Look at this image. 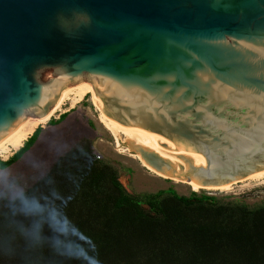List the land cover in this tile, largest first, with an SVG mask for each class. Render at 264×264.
Masks as SVG:
<instances>
[{
    "label": "water",
    "instance_id": "95a60500",
    "mask_svg": "<svg viewBox=\"0 0 264 264\" xmlns=\"http://www.w3.org/2000/svg\"><path fill=\"white\" fill-rule=\"evenodd\" d=\"M81 85L168 177L264 170V0H0V142Z\"/></svg>",
    "mask_w": 264,
    "mask_h": 264
},
{
    "label": "rangeland",
    "instance_id": "374dc122",
    "mask_svg": "<svg viewBox=\"0 0 264 264\" xmlns=\"http://www.w3.org/2000/svg\"><path fill=\"white\" fill-rule=\"evenodd\" d=\"M65 113L68 118L63 125L59 127L51 125ZM98 115L89 94L73 109H69V102L66 101L62 112L40 126L42 130L48 126L49 129L40 133L31 150L9 168L0 170V179L8 188L19 186L25 193L42 178H47V183L41 185L40 193H43L44 187L46 190L44 201L40 203L51 211V204L54 202L55 212L66 222L61 225L65 233L53 230L47 221L42 222L40 233L45 242L40 246H32L22 233L24 229L32 227L37 220L30 224L29 216L21 214L14 202L0 200V264H12L18 259L15 262L17 264L22 257L38 263L41 256L31 259L36 251L30 254L32 250L27 248L38 250L49 247L56 250L53 242L57 240L61 242V248L72 247L73 243L78 244L80 238L84 237L86 240L90 233L102 232L104 234L102 244L111 248L108 251L112 254L105 260L109 264H133L124 258L125 254L132 257L135 264H151L149 258H146L147 250L149 256L155 252L156 264L161 262L187 264L181 258L183 256L180 257L176 252L172 257L168 255L170 248L168 240L165 241L164 238L169 234L176 235L175 238L182 241L176 244V249L195 247L208 252L207 261H193L191 264H223L224 260L220 256L228 253V244L198 242L192 238L213 229L210 222L213 218V209L203 206L186 207L173 199L168 192L172 191L178 197L189 199L213 198L218 204L230 205L231 208H228L231 212L221 214V218L227 223L232 220L231 214L237 213V207L246 206L253 209L264 206V180L246 181L248 179L246 178L235 182L232 188L225 191L206 189L193 191L185 181L157 177L134 157H137V153L129 148L131 145L122 142L121 147L128 148L129 152H119L121 148H118L119 150L116 148L118 145L100 124ZM54 165L56 167L52 169ZM114 182L128 195L144 196L163 192V207L169 218L167 225L156 227L150 223L134 224L131 217L133 212L118 210L111 205L109 208L107 201L109 199L113 201L117 196ZM94 203L96 207L93 206ZM102 206L104 208L100 211ZM144 209L148 208L144 206ZM95 218L100 219L97 222ZM102 218L108 223L102 224ZM150 234L158 236L156 239L155 237L150 239L148 237ZM49 242L50 244L46 245ZM93 246L96 247V244ZM23 253L28 255L23 256ZM216 253L218 258H210ZM150 258L152 259L153 255ZM44 259L51 258L48 256Z\"/></svg>",
    "mask_w": 264,
    "mask_h": 264
},
{
    "label": "trees",
    "instance_id": "16d2710c",
    "mask_svg": "<svg viewBox=\"0 0 264 264\" xmlns=\"http://www.w3.org/2000/svg\"><path fill=\"white\" fill-rule=\"evenodd\" d=\"M66 116L67 113L60 115L59 119L53 121L51 125H57L61 123L66 118ZM41 132L42 129L40 127L37 128L35 132L23 143L22 147L18 149V151H16L6 161H0V170H5L18 162L23 157V155L27 153L35 144ZM55 165L52 167V169L56 167ZM46 179L47 178H42V180L36 183L25 193L26 196L29 198H34L39 202H43L46 188H43V193H40V190L41 185L43 184L44 186V184L47 183ZM114 188L117 191V196L115 197V200L110 201L109 199V201H107L109 202L107 205L109 206V208L111 205V207H114L118 210H129L133 212L134 214L131 217L133 218L134 224L150 223L155 225L156 227L167 225V221L169 220V218L163 207V192H159L154 195L134 196L124 193L122 188L116 182H114ZM168 193L173 199L177 200L186 207L203 206L207 209H209V207L213 209V218L210 219L213 229L203 234H198L195 236V238H192L198 242L213 241L215 244L217 242L228 244V253L221 254L220 256V258L224 260L223 264H264V206L256 207L253 209L246 206L237 207V213L235 215L231 214L232 220L226 223L221 218V214L223 212H231L228 208H231L230 205L218 204L213 198L208 197H203L200 199H189L185 197H178L172 191ZM93 206L96 207V203H94ZM144 206H146L148 209L145 210ZM55 208L56 205L54 202H52L51 211H55ZM103 208L104 206L100 207V211ZM37 219L38 218L34 216L28 217L30 224H33V222H35V220ZM99 219L100 218H95V221L98 222ZM105 222L108 223L105 218H102V224ZM65 236L68 237V234H66ZM156 236L158 235H148L150 239L153 237H155L156 239ZM163 237H165V235ZM175 237L176 235L169 234L164 238L165 241L168 240L167 243L169 244L170 248V252L168 253V255L170 257H172L176 252L178 255H180V257L183 256L181 258L184 259L187 264H191L193 261L197 262L199 260H208V252L202 251L200 248L183 247L182 249H176V244L181 243L182 241L180 240V238ZM70 238L72 239V236ZM83 238H80V241L82 243L78 240V244L73 243L72 247H62L59 251L57 249H49V247H44L38 250H34L35 248L32 247L27 248L29 250H32L30 254H32L33 251H36V253L32 255L31 259L39 256H41V259L38 263H35L31 262L30 259L22 257L17 264H47L46 262H48L49 264H109L108 261L105 260L112 253L108 251L111 250V248H108L102 244V240H104L103 232L97 234L90 233L86 237V240H84ZM49 244L50 242L46 245ZM95 244L96 247L93 246ZM199 253L202 257H200ZM145 254L146 258H149L150 262H152L151 264H156V261L154 259L156 257V255H154L155 252H153L152 254V259L150 258V256L152 255H148V250L145 251ZM26 255H28V253H23V256ZM48 256L51 258L50 260L44 259ZM123 256L126 260L128 259L133 264H135L133 258L128 254H125ZM210 258L216 259L218 258V254H214L213 257L210 256ZM16 261L12 262V264H15ZM160 264H162V262Z\"/></svg>",
    "mask_w": 264,
    "mask_h": 264
},
{
    "label": "bare ground",
    "instance_id": "6f19581e",
    "mask_svg": "<svg viewBox=\"0 0 264 264\" xmlns=\"http://www.w3.org/2000/svg\"><path fill=\"white\" fill-rule=\"evenodd\" d=\"M87 94L90 95L91 101L98 111V114H99L98 120L100 124L112 136L115 143L118 145L116 146V148L117 149L121 148V150L118 149L119 152L121 153L129 152L128 148L121 147L122 142L127 143V145L128 144L131 145L129 148H131L132 150H135L136 148L129 141V139L127 138L123 130L120 128V126L114 120L110 119L104 114L103 107L100 104V101H99V98L96 92L93 91L91 88H89L87 85H81V86H75V87L64 90L56 106L51 110V112L45 118L43 119L35 118V119L24 122L22 125L16 128L10 135H8L4 140H2L0 142V160L6 161L11 155H13L14 152L18 151V149L22 147L24 141L30 135H32L38 127L44 125L50 118L55 116L57 113L62 112L63 106L66 101L69 102V109H73L75 108L77 104L83 101V99L85 98ZM134 157L140 162V164L144 168H146L149 172L156 175L157 177L164 178V179L171 178V177L164 175L163 173L159 171H156L154 168L148 165L139 154H137V157L136 156ZM247 178L248 179L246 181L264 180V170L257 172L255 174H252L248 176ZM185 184L190 186L192 188L191 190L193 191H198L199 189L225 191V190H229L234 185V183H230V184H227L221 187H216V188L215 187L214 188H204L198 184H194L190 182H187Z\"/></svg>",
    "mask_w": 264,
    "mask_h": 264
},
{
    "label": "clouds",
    "instance_id": "9594fccd",
    "mask_svg": "<svg viewBox=\"0 0 264 264\" xmlns=\"http://www.w3.org/2000/svg\"><path fill=\"white\" fill-rule=\"evenodd\" d=\"M75 15L81 19L87 18V14L84 12H79ZM4 199H7L10 203L14 202L17 205V210L21 214L38 218L37 222L32 227L23 230L22 235L29 245L40 246L45 242L44 237L40 233V224L44 221H47L53 230L65 233L61 225L66 224V222L59 218L55 211H50L38 200L27 197L22 187L16 186L8 188L7 185L3 183V180L0 179V200ZM69 231L71 230L69 229ZM53 246L56 247L58 251L61 250V242L59 240L53 242Z\"/></svg>",
    "mask_w": 264,
    "mask_h": 264
},
{
    "label": "crops",
    "instance_id": "0c3cea01",
    "mask_svg": "<svg viewBox=\"0 0 264 264\" xmlns=\"http://www.w3.org/2000/svg\"><path fill=\"white\" fill-rule=\"evenodd\" d=\"M67 116H68V115H67ZM67 116H66V118H65L61 123H59V124H57V125H55V126H56V127H59V126L63 125V124L66 122L67 118H68ZM56 127H54V128H56ZM47 129H49V126H48L47 128H45V129H43L42 131H46ZM36 142H37V140H36ZM36 142H35V143H36ZM33 146H34V145H33ZM33 146H32V147H33ZM32 147H31V148H32ZM31 148H30V150H31ZM14 153H15V152H14ZM25 154H26V153H25ZM25 154H24V155H25ZM24 155H23V156H24ZM20 160H21V159H20Z\"/></svg>",
    "mask_w": 264,
    "mask_h": 264
}]
</instances>
